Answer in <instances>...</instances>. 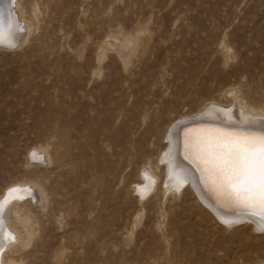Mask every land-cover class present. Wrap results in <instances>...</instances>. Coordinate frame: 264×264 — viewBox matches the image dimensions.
<instances>
[{"label":"rangeland","instance_id":"obj_1","mask_svg":"<svg viewBox=\"0 0 264 264\" xmlns=\"http://www.w3.org/2000/svg\"><path fill=\"white\" fill-rule=\"evenodd\" d=\"M18 2L19 45L0 48V196L33 184L47 203L10 211L22 240L2 263L264 264L262 228L219 220L188 184L167 192L165 142L145 144L150 180L139 151L148 126L208 106L264 115V0Z\"/></svg>","mask_w":264,"mask_h":264},{"label":"bare ground","instance_id":"obj_2","mask_svg":"<svg viewBox=\"0 0 264 264\" xmlns=\"http://www.w3.org/2000/svg\"><path fill=\"white\" fill-rule=\"evenodd\" d=\"M5 3L6 7L0 12V40L15 45L21 37L18 28L25 27L26 20L23 18L18 0H0V6ZM16 10L18 12L15 15ZM130 48V41L125 40L115 50L121 59L126 61ZM224 97L234 99L233 90L227 89ZM249 133L256 135L264 133V115L247 112L235 103L223 110L208 106L194 115L180 117L161 125H150L142 132L139 139L142 143L139 151L146 158L144 162L150 169L147 170V167L143 169V177L147 180L152 179L149 176L150 172L156 176L152 171L151 156H148L150 152L145 144L150 138L161 140L166 146L156 156L155 168H158L162 162L167 166L164 180H167V192L178 193L184 184H188L199 202L219 220L225 223L248 221L264 230V216L260 215L259 209L250 207L236 196L224 191L206 162V150L222 142L226 134ZM38 158L42 159L43 155H38ZM34 186L36 185L23 183L11 185L0 196V264H3L4 253L22 240L9 221L10 211H13L17 217L20 216L16 207L23 197H28L42 209L47 203L43 189ZM135 191L141 198L147 193L141 186H137ZM25 218L20 219L23 226L27 221ZM21 243L22 246L27 244ZM8 264L15 263L10 261Z\"/></svg>","mask_w":264,"mask_h":264},{"label":"snow or ice","instance_id":"obj_3","mask_svg":"<svg viewBox=\"0 0 264 264\" xmlns=\"http://www.w3.org/2000/svg\"><path fill=\"white\" fill-rule=\"evenodd\" d=\"M3 7L6 3L0 12ZM206 162L224 191L264 216V133L226 134L222 142L206 150Z\"/></svg>","mask_w":264,"mask_h":264},{"label":"water","instance_id":"obj_4","mask_svg":"<svg viewBox=\"0 0 264 264\" xmlns=\"http://www.w3.org/2000/svg\"><path fill=\"white\" fill-rule=\"evenodd\" d=\"M1 41V40H0ZM3 43L2 44H0V48H5V49H14V48H16V46L15 47H9L8 45L10 44V43H6V42H4V41H2Z\"/></svg>","mask_w":264,"mask_h":264}]
</instances>
